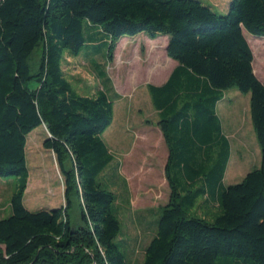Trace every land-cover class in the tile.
Instances as JSON below:
<instances>
[{
	"label": "trees",
	"instance_id": "obj_1",
	"mask_svg": "<svg viewBox=\"0 0 264 264\" xmlns=\"http://www.w3.org/2000/svg\"><path fill=\"white\" fill-rule=\"evenodd\" d=\"M93 28L103 37L90 45L84 30ZM244 33L264 38V0H232L225 15L198 0H0V178L16 179L11 214L0 219V264H132L114 243L116 195L98 181L113 160L101 136L114 102L103 90L78 94L63 63L84 47L111 62L119 40L139 34L167 37L177 63L163 85H147L167 148L169 197L140 264H264V82ZM231 89L250 95L261 159L225 186L230 144L217 105ZM41 126L65 205L30 212L25 148ZM197 200L203 216L189 214Z\"/></svg>",
	"mask_w": 264,
	"mask_h": 264
},
{
	"label": "rangeland",
	"instance_id": "obj_2",
	"mask_svg": "<svg viewBox=\"0 0 264 264\" xmlns=\"http://www.w3.org/2000/svg\"><path fill=\"white\" fill-rule=\"evenodd\" d=\"M198 1L217 15H225L232 0ZM84 35L90 45L103 37L96 28L85 29ZM244 37L253 53L254 74L264 82V38L248 33H244ZM163 47V38L153 42L145 34H139L120 39L111 62L101 54H86L89 51L84 47L77 57L67 53L63 63L65 76L78 94L95 96L103 90L114 102L112 124L101 136L113 160L98 181L116 195L114 211L120 222V231L114 243L132 264L142 262L145 248L155 235L160 207L167 204L169 197L164 175L167 148L156 129L158 116L146 90V85L152 82L151 76L160 75L162 69L168 70ZM168 61L172 63L170 67L174 66L173 60ZM217 114L232 144V162L227 171L231 173L233 163L246 158L238 176L228 177L229 173H226L223 183L228 186L240 182L243 174L253 170L257 157L260 162V149L251 123L250 95L241 94L236 89L226 91L217 106ZM240 135L244 144L241 152L236 147ZM46 136L44 128H37L27 136L28 183L23 203L30 212L65 205V180L54 154L43 147ZM15 185L14 177L0 178V219L11 214L9 201ZM71 200L70 214L77 223L78 202L74 196ZM204 207L197 200L189 214L203 216ZM210 212L214 214L215 210L211 208ZM212 219L211 214L206 218L208 222ZM1 251L3 247H0Z\"/></svg>",
	"mask_w": 264,
	"mask_h": 264
},
{
	"label": "crops",
	"instance_id": "obj_3",
	"mask_svg": "<svg viewBox=\"0 0 264 264\" xmlns=\"http://www.w3.org/2000/svg\"><path fill=\"white\" fill-rule=\"evenodd\" d=\"M158 38H163L164 39V47H163V52H164V58H165V60H167V62H168V64L167 65H169V67H168V70H167V72H166V68H165V70L164 69H162L161 70V73H158V74H160V75H157V76H151V78H150V80L152 79V82L151 83H149V84H147V85H153V86H161V85H163L165 82H166V80L168 79V77H169V75L171 74V72H172V70L175 68V66L177 65V63L175 62V64H173L174 66H172V67H170L171 65H172V63L170 62V61H168V57H167V55H166V46H167V37H158ZM158 38H155V39H153V42L155 41V40H157ZM168 58V59H167ZM171 60V59H170ZM160 67V66H159ZM252 67H253V65H252ZM163 72V73H162ZM253 72H254V70H253ZM155 73V72H154ZM147 85H146V90H147ZM148 92V91H147ZM219 104V103H218ZM218 106V105H217ZM39 128H44L43 126H41V127H39ZM45 129V128H44ZM156 129H158V128H156ZM222 129H223V126H222ZM46 131V130H45ZM230 131V130H229ZM231 132V134H232V131H230ZM223 133H224V135L226 136V138H227V140L229 141V144H230V157H229V161H228V164H227V168H226V171H225V174H224V178H225V175H226V173L228 174L229 173V171H227V170H229L228 169V167L230 168V164H231V162H232V144H231V142H230V140H229V138L227 137V134L224 132V130H223ZM161 134V133H160ZM237 134H240L239 133V131H237ZM236 147L239 149V152H241V150H242V148L244 147V144H243V137L240 135L239 136V138H238V144H236ZM241 157V156H240ZM261 159V158H260ZM242 161L243 162H245L246 161V158H244V159H242L241 160V162L240 163H233V168H232V171H231V173H229V175H228V177L229 176H238L239 174H240V171H241V165H242ZM259 165H260V162L258 163V157H257V163L255 164V166H254V169L255 168H258L259 167ZM248 172H246L245 174H243L241 177H240V180H242L243 178H244V176L247 174ZM224 178H223V181H224ZM224 184V183H223Z\"/></svg>",
	"mask_w": 264,
	"mask_h": 264
}]
</instances>
